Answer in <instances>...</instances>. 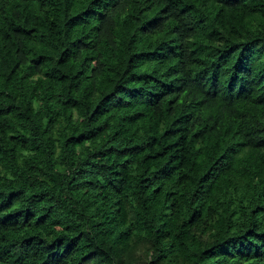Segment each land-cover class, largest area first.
I'll use <instances>...</instances> for the list:
<instances>
[{"label":"trees","instance_id":"obj_1","mask_svg":"<svg viewBox=\"0 0 264 264\" xmlns=\"http://www.w3.org/2000/svg\"><path fill=\"white\" fill-rule=\"evenodd\" d=\"M0 264H264V0H0Z\"/></svg>","mask_w":264,"mask_h":264}]
</instances>
